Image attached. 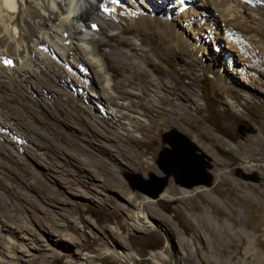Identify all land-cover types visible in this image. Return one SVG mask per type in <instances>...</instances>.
<instances>
[{"label": "rangeland", "instance_id": "374dc122", "mask_svg": "<svg viewBox=\"0 0 264 264\" xmlns=\"http://www.w3.org/2000/svg\"><path fill=\"white\" fill-rule=\"evenodd\" d=\"M135 38L138 47L129 44ZM98 43L114 81L134 79L146 66L169 94L131 101L129 110L146 120L129 136L63 89L50 63L53 76L44 67L36 72L50 88L44 100L0 77V110L32 139L20 148L0 136V264H264V87L244 96L240 84L205 68V59L226 49L224 40L193 53L151 29L122 24ZM137 81L142 87L144 76ZM8 90L15 94L5 97ZM190 92L198 104L187 100ZM170 129L209 157L212 182L183 188L169 177L166 194L151 198L128 178L160 174L155 159ZM249 173L258 181L244 178ZM53 232L61 233L58 250L46 237L58 236ZM126 248L137 263L120 254Z\"/></svg>", "mask_w": 264, "mask_h": 264}, {"label": "bare ground", "instance_id": "6f19581e", "mask_svg": "<svg viewBox=\"0 0 264 264\" xmlns=\"http://www.w3.org/2000/svg\"><path fill=\"white\" fill-rule=\"evenodd\" d=\"M122 24L146 32L151 29L166 43L183 44L193 53L205 49L208 41L224 46L221 44L224 40L229 50L222 48L205 59V68L216 78L240 84L238 87L244 96H251L257 88L264 87V0H0V77L15 82L20 94L44 100L50 88L37 81L36 72L44 67L53 76L50 65L46 66L50 63L60 72L58 80L63 89L73 91L95 115L118 130L136 136L135 126L146 119L129 110L131 101L148 100L156 97V92L169 93L161 91L160 82L146 66L135 69L134 79L127 76L120 81L113 80L98 42ZM137 40L131 39L129 44L138 47L140 39ZM68 55L70 61L66 59ZM219 58H223L220 64ZM141 76L145 82L139 87L137 79ZM14 92L8 90L4 95L8 98ZM186 98L199 103L193 92ZM229 100L236 108L235 101ZM2 134L20 148L22 141L32 140L12 115L0 110ZM226 144L230 145L228 141ZM163 192L157 198L166 194ZM141 213L139 217L151 226L149 214ZM49 226L56 231L52 224ZM21 228L26 234V228ZM53 233L58 236L46 237L58 250L62 246L61 233ZM6 237L11 245L16 244L17 236ZM120 254L135 261L127 248Z\"/></svg>", "mask_w": 264, "mask_h": 264}, {"label": "water", "instance_id": "95a60500", "mask_svg": "<svg viewBox=\"0 0 264 264\" xmlns=\"http://www.w3.org/2000/svg\"><path fill=\"white\" fill-rule=\"evenodd\" d=\"M162 142L165 145L158 150L155 159L160 174L149 172L147 178L138 173L132 174L128 178L132 188L141 190L151 198H157L169 177L183 188L211 185L212 175L207 163L209 157L185 134L170 129L162 134ZM243 176L250 181H258V177L252 173Z\"/></svg>", "mask_w": 264, "mask_h": 264}, {"label": "snow or ice", "instance_id": "6c2138e0", "mask_svg": "<svg viewBox=\"0 0 264 264\" xmlns=\"http://www.w3.org/2000/svg\"><path fill=\"white\" fill-rule=\"evenodd\" d=\"M5 63H11V61H5Z\"/></svg>", "mask_w": 264, "mask_h": 264}]
</instances>
